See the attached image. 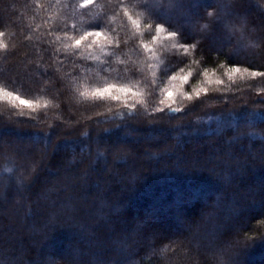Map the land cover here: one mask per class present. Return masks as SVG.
<instances>
[{"label":"trees","instance_id":"16d2710c","mask_svg":"<svg viewBox=\"0 0 264 264\" xmlns=\"http://www.w3.org/2000/svg\"><path fill=\"white\" fill-rule=\"evenodd\" d=\"M82 3L0 0V264H264V0Z\"/></svg>","mask_w":264,"mask_h":264},{"label":"snow or ice","instance_id":"6c2138e0","mask_svg":"<svg viewBox=\"0 0 264 264\" xmlns=\"http://www.w3.org/2000/svg\"><path fill=\"white\" fill-rule=\"evenodd\" d=\"M93 3V0H83L82 3V7L87 8L90 4ZM120 3H122V0H118V3L116 6H120ZM145 7H147V5H145ZM124 15L127 17V19L131 22V24L135 27V29H139L140 28V22L137 19H134L133 16L127 11H124ZM209 16L212 15L211 12L208 13ZM92 30L89 31H84L82 34H80L78 37H68L69 40H72L73 43L72 44H68L66 45V48H75V49H79L82 45H85L86 47H92L93 44L95 43H99L101 37H103V39L105 40V42L111 44L113 42L112 39H110L106 33H104L101 29L103 28V25L101 24H96L91 26ZM148 27L150 28L151 25H148ZM165 30V25L162 23H157L155 26V31L157 33L156 36L152 37V41L155 42L158 39L159 33H161L162 31ZM180 35V33L176 32V31H171L169 32V36H177ZM186 45H191V41H185ZM183 46V45H182ZM116 47L119 48L120 45L119 43L116 44ZM142 47L147 50L148 52H152L153 49L149 47L148 44H142ZM119 62V61H118ZM233 70H236L235 67L233 68ZM205 76L208 75L207 72L204 73ZM256 75V74H254ZM259 75H264V73H261ZM177 79H180L181 81H183L185 84H187L189 82V76L185 75V76H181V77H177L176 75H172L171 76V80L172 81H176ZM215 83L220 84L222 83V81L220 80H216ZM172 87L174 88L175 85H172ZM131 90L127 87H123V86H116V85H107L106 87L102 88V89H96V91L93 93L94 96H98V97H105L110 96L111 99L113 100H119L120 96L119 95H115L113 94L115 93H124L125 95H127ZM166 91V96L168 100H172L173 99V92L171 90H165ZM201 92L204 93V95H207V91L205 89H201ZM133 95H136L137 93H132ZM5 96H9L12 97L13 93L11 92H5ZM200 97V92L196 93V98L199 99ZM15 99L20 101L21 105H27L29 108H32L33 105L30 101L27 100H22L20 99L19 96H15ZM186 98L191 100L192 96L191 95H187L186 94ZM166 103L165 100H161L160 104L164 105ZM159 111H163V108L158 109ZM8 171H11L10 169H8Z\"/></svg>","mask_w":264,"mask_h":264},{"label":"rangeland","instance_id":"374dc122","mask_svg":"<svg viewBox=\"0 0 264 264\" xmlns=\"http://www.w3.org/2000/svg\"><path fill=\"white\" fill-rule=\"evenodd\" d=\"M166 90H171L172 92H173V99L172 100H168L167 99V96H166V91L164 90L163 91V93H162V99L163 100H165L166 101V103L163 105V107H171V106H173V107H175V108H177V110L181 113V110L183 109V105H181L182 103H185L188 99L186 98V94H183V96L181 95V93L179 92V89L176 87H172L171 85L170 86H168V88H166ZM202 94H203V92H202ZM192 96V95H191ZM13 101H16L18 104H20V101L19 100H17V99H15V98H13L12 99ZM263 100H264V98H263ZM173 124H175V123H173ZM174 126V125H173ZM170 127H172L171 125H170ZM37 139L36 138H32V139H29V140H19V143H21V145H24L25 147H27V148H29V147H31V146H35V145H37ZM230 146H229V148L228 147H224L223 148V153L220 151V155L217 153V154H214L212 157H213V159L214 160H216V159H219V156L222 158V156L223 155H225V154H229L230 153ZM213 149V151H211L212 153H215V152H218L219 150H217V148L215 149V148H212ZM49 151H50V149H46V147L43 145L42 146V157H48L49 156ZM249 151H252V150H249ZM243 154L245 153V152H242ZM96 154V153H95ZM249 154H255V152H251V153H249L248 152V156H249ZM45 155V156H44ZM217 155V156H216ZM243 156H245V154L243 155ZM242 156V157H243ZM211 158V157H210ZM115 161V160H114ZM116 162V161H115ZM244 165V164H243ZM108 167H110V164L109 165H107L106 166V168H108ZM205 169H207V168H205ZM4 171V169H2V172ZM21 173V172H20ZM92 173V172H91ZM22 177L21 176H19V178H18V180L16 179L15 180V188H17L18 186H20V179H21ZM58 178H61V173H59V177ZM229 184V186H235V184H231L230 182L228 183ZM0 192H1V195H0V206H5V207H7V211H6V215H5V217H2V219H3V221H5L6 222V220L7 221H9V220H14V217L15 216H13L14 214H13V211H12V209H11V204L10 205H8V203L9 202H7V199H6V197H3V191H6V193H8V190L10 189V186L9 185H6V183L5 182H3L1 185H0ZM205 201V200H204ZM212 202H219V198H217V197H214V200L212 199ZM212 202L210 201V202H208V204H207V207H208V209L210 208L209 207V205H212ZM14 204V203H13ZM12 204V205H13ZM214 204V203H213ZM215 207V206H214ZM210 210V209H209ZM215 210H216V208H215ZM232 215V214H231ZM166 227V226H165ZM0 235L2 236V237H6L7 236V234L5 233V232H2V233H0ZM8 237V236H7Z\"/></svg>","mask_w":264,"mask_h":264},{"label":"bare ground","instance_id":"6f19581e","mask_svg":"<svg viewBox=\"0 0 264 264\" xmlns=\"http://www.w3.org/2000/svg\"><path fill=\"white\" fill-rule=\"evenodd\" d=\"M192 207H193V206H192ZM192 207H191V208H192ZM139 215H142V214H139ZM162 219H163L162 217H159V219H158L159 222H157V221H153L154 226H155V225H158V227L163 228V227H164V226L162 225V222H163V221L161 222Z\"/></svg>","mask_w":264,"mask_h":264}]
</instances>
